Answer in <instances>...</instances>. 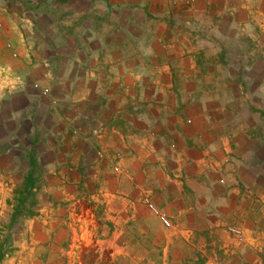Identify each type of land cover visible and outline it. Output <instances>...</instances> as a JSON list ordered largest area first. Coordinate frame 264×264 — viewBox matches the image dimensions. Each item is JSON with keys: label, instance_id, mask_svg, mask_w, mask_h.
I'll list each match as a JSON object with an SVG mask.
<instances>
[{"label": "crops", "instance_id": "crops-1", "mask_svg": "<svg viewBox=\"0 0 264 264\" xmlns=\"http://www.w3.org/2000/svg\"><path fill=\"white\" fill-rule=\"evenodd\" d=\"M93 1L77 36L63 23L54 71L34 14L0 0V217L20 175L37 190L43 172L48 190L82 189L77 220L96 237L113 224L112 258L264 264V139L245 132L242 108L213 101L242 71L246 106H264V0Z\"/></svg>", "mask_w": 264, "mask_h": 264}, {"label": "rangeland", "instance_id": "rangeland-1", "mask_svg": "<svg viewBox=\"0 0 264 264\" xmlns=\"http://www.w3.org/2000/svg\"><path fill=\"white\" fill-rule=\"evenodd\" d=\"M14 2H17L25 13L32 12L37 18V24H41L38 29L39 36L46 39V42L49 41V43L42 41L43 46L41 47L44 48L47 44L48 52L45 51V53L51 55L52 59L50 69L60 70L61 65L64 64L62 62L65 57L64 49L67 47V43L61 42L62 25L67 23L68 29H70L69 35L77 36L78 23H83L85 20L90 21L93 18L89 7L94 1L68 0L63 2V5L56 4L58 2L56 0L54 2L49 0H14ZM81 12L85 14L78 16ZM24 20L27 21V19ZM54 35L56 36L51 38ZM49 39H52L53 43ZM72 47L75 48L76 45ZM229 50L233 52L230 47ZM232 64L228 63V66L231 67ZM241 66L244 67L243 63ZM241 75L242 71H239V76L235 73L230 75L227 93L220 94L221 96L213 94V101L223 98V101L228 103L230 111L233 108H238V110L242 108L244 113H241V110L238 112L241 113L245 122V132L264 139V115H262L264 106L253 107L251 104L250 108L246 106L245 101L249 102V99H252L251 97L255 94L248 93L252 88L247 86L245 88L244 81L251 82V78L248 79ZM236 84L241 85V88L237 87L234 90L232 87ZM262 97L258 95L261 100ZM36 177L37 190L28 192L25 190V184L22 183L20 175L18 192L10 202H7L6 210L0 217L1 264H110V261L114 259L117 264H140L142 262L140 254L135 255L137 258L135 260L132 255L125 252L117 254L113 257L114 259L111 257L113 250L109 245V240H112L113 224L106 223L105 234L96 237L91 230L99 228H93L89 221L80 222L77 220V216L85 214L88 208L85 205L87 202L83 200L86 195L82 193L81 188L77 187V190L75 188L72 190L62 189L61 187L68 185L60 183L57 179L54 182L56 184L50 183V186H54L55 189L48 190L46 183L48 175L40 172L36 174ZM75 185L78 186L77 183ZM146 199L150 198H144V202ZM51 218H53L52 221ZM232 236L239 245L245 244L246 240L242 235V240H239L233 233ZM123 240L128 239L121 238L120 241L118 239V244ZM133 241L140 245L157 246L153 240L148 241L146 238H138ZM181 244L187 245L183 242ZM159 261L156 251L153 253V262L158 264Z\"/></svg>", "mask_w": 264, "mask_h": 264}, {"label": "built area", "instance_id": "built-area-1", "mask_svg": "<svg viewBox=\"0 0 264 264\" xmlns=\"http://www.w3.org/2000/svg\"><path fill=\"white\" fill-rule=\"evenodd\" d=\"M145 203L148 206L149 210L160 219V221L166 228L172 227L170 219L165 214H162L150 199H146ZM231 231L234 235L237 236L239 240L243 239L239 231H236L235 229H231Z\"/></svg>", "mask_w": 264, "mask_h": 264}, {"label": "trees", "instance_id": "trees-1", "mask_svg": "<svg viewBox=\"0 0 264 264\" xmlns=\"http://www.w3.org/2000/svg\"><path fill=\"white\" fill-rule=\"evenodd\" d=\"M32 176H30L29 178H28V182H27V185H26V191H28V192H31L32 190H33V186H34V183L32 182ZM13 220H14V218H13ZM1 262H2V260H1V257H0V264H1Z\"/></svg>", "mask_w": 264, "mask_h": 264}]
</instances>
